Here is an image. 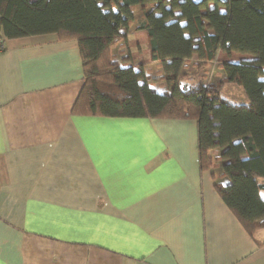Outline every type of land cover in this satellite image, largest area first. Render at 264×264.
<instances>
[{"label":"crops","instance_id":"0c3cea01","mask_svg":"<svg viewBox=\"0 0 264 264\" xmlns=\"http://www.w3.org/2000/svg\"><path fill=\"white\" fill-rule=\"evenodd\" d=\"M234 54L217 58L253 60ZM151 64L148 45L128 65ZM82 86L77 42H4L0 264H264V230L214 189L222 162L199 168L195 121L72 115Z\"/></svg>","mask_w":264,"mask_h":264},{"label":"trees","instance_id":"16d2710c","mask_svg":"<svg viewBox=\"0 0 264 264\" xmlns=\"http://www.w3.org/2000/svg\"><path fill=\"white\" fill-rule=\"evenodd\" d=\"M137 7L136 30L170 90H156L147 70L112 52ZM50 34L78 44L83 86L72 115L195 121L200 170L222 162L226 182L216 193L246 233L264 230V0H0V51L6 40ZM232 52L253 60L217 62ZM193 56L196 70L216 63L221 78L205 83L196 72L182 82ZM226 86L241 89V102L222 97Z\"/></svg>","mask_w":264,"mask_h":264},{"label":"rangeland","instance_id":"374dc122","mask_svg":"<svg viewBox=\"0 0 264 264\" xmlns=\"http://www.w3.org/2000/svg\"><path fill=\"white\" fill-rule=\"evenodd\" d=\"M140 13H141L140 9L137 8L133 13L134 21L132 22V25L127 32L126 40L123 41L118 48L116 47V49L112 50L118 62H122L123 59L126 58L127 60L125 64H129L132 61L133 63L139 62L140 64H142V62L148 58V45H146L148 40L146 33L144 31H138L135 29L137 27V19L140 16ZM225 55L223 56V59L226 58ZM231 57L238 58V53H235L234 55L229 56L228 58ZM232 58L231 61L236 60V59L232 60ZM193 62L195 63L193 64ZM217 62L221 63L220 61H218V58H217ZM199 64L201 63L197 60L196 56H193L192 59H190L187 62V64L184 66V68L180 73L181 77L184 75L181 81L185 82L186 84L193 83L196 72L199 75L205 77V83L216 82L220 79V74H222V72L221 69L218 67V64L208 63V66L206 64L203 70L198 71L196 70V66H198ZM147 66L148 65L146 66L144 65V68ZM149 67L150 69L148 68L147 72L150 75L152 86L159 91L170 90V85L167 84L165 81L161 80V78H163V73L159 65L151 64ZM222 97L234 103H239L243 99L241 89L236 86H226L225 88H223Z\"/></svg>","mask_w":264,"mask_h":264}]
</instances>
